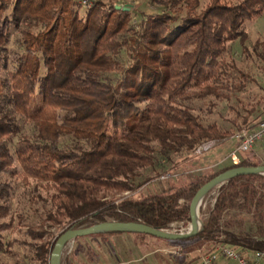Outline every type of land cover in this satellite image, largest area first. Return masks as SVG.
I'll list each match as a JSON object with an SVG mask.
<instances>
[{
  "label": "trees",
  "instance_id": "trees-1",
  "mask_svg": "<svg viewBox=\"0 0 264 264\" xmlns=\"http://www.w3.org/2000/svg\"><path fill=\"white\" fill-rule=\"evenodd\" d=\"M148 2L157 9L0 0V255L50 264L55 230L109 221L180 230L206 183L264 164L255 149L238 164L221 157L219 168L197 152L211 141L209 150L225 148L264 120L259 77L226 56L237 41L250 56L245 23L264 15V0ZM200 211L196 236H150L187 251L224 244L249 260L264 253V174L229 179ZM16 229L25 236H11Z\"/></svg>",
  "mask_w": 264,
  "mask_h": 264
},
{
  "label": "rangeland",
  "instance_id": "rangeland-1",
  "mask_svg": "<svg viewBox=\"0 0 264 264\" xmlns=\"http://www.w3.org/2000/svg\"><path fill=\"white\" fill-rule=\"evenodd\" d=\"M93 1V0H92ZM108 1V0H107ZM119 5L124 6L125 4H135L137 6H140L142 10H148V8H151L153 10L157 9L156 5H152L148 2V0H114ZM203 2L206 0H202ZM84 10V9H83ZM82 10V11H83ZM245 30L249 33V40L247 42V48H248V54L250 56L248 58H245V54L242 53L243 48L242 45L237 41L234 43H230L229 45V52L226 53V56L228 58L233 57L237 60L239 66L241 69H243L246 72H250L253 70V72L256 74V76L259 77L260 84L264 87V56L258 57L257 53L264 55V15L261 18H258L254 21H247L245 23ZM259 43L255 49V44ZM255 89H259L257 86H255ZM41 105L40 97L35 95L33 98V101L30 105V112H36L38 108ZM198 106H203V103H197ZM212 119H218L220 120V117L218 115L213 116ZM223 127H226L229 130L235 131V129L232 127V125H229L227 123L222 124ZM110 128V127H109ZM119 135H122L125 133L124 130L117 131ZM237 142H239L237 140ZM259 142L256 144L254 149L258 150L257 152H260L261 157H264V153H262L261 148L258 147ZM209 150V149H208ZM205 150L202 153L203 157H207L206 162L208 164L214 165L215 167L219 168L224 165L222 160L223 158H219V155L217 154L218 151H212V150ZM229 158V157H227ZM200 171V170H198ZM218 187L214 188L210 194L204 198L203 202L201 203L199 207L200 212V219L202 220V213L200 211V208H206V205L214 201V197L217 194ZM128 194V193H126ZM182 205H187L189 201L187 199H182L179 201ZM190 224V223H189ZM180 225V224H178ZM189 226V225H188ZM187 226V227H188ZM187 227L182 228L180 230L177 229V227H173L172 229H169L171 232H185L187 231ZM55 232L58 234V236L62 233L60 230H55ZM11 236L22 238L24 237V233L21 232L19 229H16ZM141 243V246L144 248H150L155 249L154 247L160 248L157 253L161 255H169L174 253L175 244H167L162 243L161 240L155 239L154 237L150 235L140 236L136 233L127 232L123 234H114L110 236H84L80 237L78 239H75L74 241L70 242L63 250L62 255V264H67V257H71L73 252L80 247L82 250L80 253V257L85 259L86 253L89 252V255L93 256L95 258V261H105V255L103 251H99V248L102 249L105 246H108L110 248H118V247H133L135 245H138ZM92 247L94 249L90 250L89 247ZM16 249L20 252H23V249L20 247H16ZM165 249V252L163 251ZM154 253V254H157ZM71 254V255H70ZM199 253H194L192 262H197L199 260ZM198 263V262H197ZM0 264H17V258L15 257H9V256H3L0 255Z\"/></svg>",
  "mask_w": 264,
  "mask_h": 264
},
{
  "label": "water",
  "instance_id": "water-1",
  "mask_svg": "<svg viewBox=\"0 0 264 264\" xmlns=\"http://www.w3.org/2000/svg\"><path fill=\"white\" fill-rule=\"evenodd\" d=\"M117 10L129 11L131 8L129 6L117 5ZM245 174H264V164L252 167H238L225 171L211 181L206 183L193 197L190 206V224L185 232H171L169 229L160 230L153 228L151 226L134 223V222H118L109 221L99 223L90 227H84L79 229H68L62 232L55 243V246L51 252L50 264H62V255L64 248L72 241L79 237L91 236L99 233L106 232H135L142 234H149L157 238L168 239V240H179L186 239L196 236L203 229V222L199 220L200 212L199 207L203 202L206 195L211 192L214 188L222 186L229 179Z\"/></svg>",
  "mask_w": 264,
  "mask_h": 264
},
{
  "label": "crops",
  "instance_id": "crops-1",
  "mask_svg": "<svg viewBox=\"0 0 264 264\" xmlns=\"http://www.w3.org/2000/svg\"><path fill=\"white\" fill-rule=\"evenodd\" d=\"M238 145L235 139L231 138L228 141L227 147L218 149L217 151L221 153L219 158L229 156L230 152L235 149ZM261 148L262 153H264V139L259 142L258 145ZM258 150L256 149V152ZM258 155L261 157L260 152H257ZM240 156V155H239ZM262 158V157H261ZM225 159V158H224ZM90 250L94 249L88 246ZM155 249L150 248H143L141 243L135 245L133 247H118L116 249L110 248L108 246L103 247L102 249L99 248V251H103L106 253L105 261H89V252L86 253V260L79 257V261L76 264H203L201 255L202 253H206L198 248H191L190 250H185L183 247H179L176 245L174 248L175 253L169 255H161L158 254L157 251L160 248L154 247ZM216 249V248H215ZM165 252V249H163ZM157 253V254H154ZM194 253H199V260L197 262H192V257ZM93 257V256H92ZM91 257V258H92ZM264 263V260L262 261ZM218 264H233L229 262L226 258L220 257Z\"/></svg>",
  "mask_w": 264,
  "mask_h": 264
},
{
  "label": "built area",
  "instance_id": "built-area-1",
  "mask_svg": "<svg viewBox=\"0 0 264 264\" xmlns=\"http://www.w3.org/2000/svg\"><path fill=\"white\" fill-rule=\"evenodd\" d=\"M81 4L84 8L93 7L94 3L92 0H74ZM233 139L239 141L238 145L229 154V158L236 164L240 162V154L248 152L254 149L256 144L264 139V120H262L258 126L251 131L241 130L237 132ZM215 146V142L211 141L202 146H200L197 152L201 153ZM168 176H163L161 180ZM175 253V251H174ZM220 257L226 258L229 262L233 264H264V253H258L254 260L247 259L240 250L220 244L211 252L202 253L201 259L203 264H218Z\"/></svg>",
  "mask_w": 264,
  "mask_h": 264
},
{
  "label": "bare ground",
  "instance_id": "bare-ground-1",
  "mask_svg": "<svg viewBox=\"0 0 264 264\" xmlns=\"http://www.w3.org/2000/svg\"><path fill=\"white\" fill-rule=\"evenodd\" d=\"M198 220H199V226H200V218H198Z\"/></svg>",
  "mask_w": 264,
  "mask_h": 264
}]
</instances>
